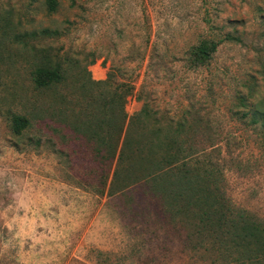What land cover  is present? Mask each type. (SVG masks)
<instances>
[{
  "label": "rangeland",
  "instance_id": "obj_1",
  "mask_svg": "<svg viewBox=\"0 0 264 264\" xmlns=\"http://www.w3.org/2000/svg\"><path fill=\"white\" fill-rule=\"evenodd\" d=\"M58 1L49 13L44 0H0V32L57 30L30 44L49 46L69 66L56 92L36 102L29 46L11 35L0 42V264H211L207 252L184 248V231L144 183L107 193L112 169L98 166L69 124L84 101L80 82L110 71L112 86L133 87L127 115L147 101L163 126L201 117L210 129L182 138L204 148L200 160L219 164L216 192L264 220V128L233 113L253 76L250 102L264 96V0ZM211 29L234 38L218 45L208 65L188 69L187 49ZM11 111L32 119L26 135L57 127L65 138L36 145L16 136ZM39 115L44 122L34 121Z\"/></svg>",
  "mask_w": 264,
  "mask_h": 264
},
{
  "label": "trees",
  "instance_id": "obj_2",
  "mask_svg": "<svg viewBox=\"0 0 264 264\" xmlns=\"http://www.w3.org/2000/svg\"><path fill=\"white\" fill-rule=\"evenodd\" d=\"M44 4L52 13L57 10L59 1L44 0ZM204 21L210 22L208 18ZM212 31L201 34L187 49L188 69L208 65L218 45L234 38L229 32L216 36ZM58 34L57 30L48 28L13 34H7L2 28L0 32V42L8 41L11 35L12 42L29 46V52L33 54L30 76L37 90L36 102L40 94L50 90L56 92V87L66 79L69 66L65 65L68 59L56 57L49 46H37L30 41ZM74 64L76 66L78 62ZM258 74L264 84V60ZM253 78L251 83H245L246 94L238 93L237 105L241 109L233 113L240 119L250 116V123L264 128V96L250 102L256 93L254 86L257 83ZM111 79L112 73L108 71L104 80H92L89 76L80 82L84 101L79 109L72 110L76 116L69 124L70 132L84 139L98 166H106V171L112 169L107 193L142 182L160 199L168 217L184 231V248L207 252L211 264H264V220L233 204L222 189L217 193L214 187L223 180L219 164L200 160L204 148L182 138L190 130L202 133L197 127L210 129L207 124L200 125L201 117L197 116L188 123L185 118L177 123L168 119L163 126L156 117L157 110L154 111L147 101L129 116L124 110V102L133 87L112 86ZM185 114L191 113L185 111ZM150 119L154 123L147 127L145 124ZM31 120L24 114L11 111L10 129L16 136H25L36 145L42 139L56 145V138H65L57 127H51L50 134L41 131L38 135H26L32 127ZM44 120L45 117L40 115L34 119L37 122ZM105 186L104 181L100 194L104 193Z\"/></svg>",
  "mask_w": 264,
  "mask_h": 264
}]
</instances>
